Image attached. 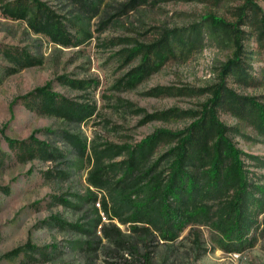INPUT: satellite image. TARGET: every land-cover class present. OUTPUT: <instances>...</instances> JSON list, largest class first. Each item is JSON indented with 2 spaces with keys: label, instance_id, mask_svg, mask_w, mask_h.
<instances>
[{
  "label": "rangeland",
  "instance_id": "1",
  "mask_svg": "<svg viewBox=\"0 0 264 264\" xmlns=\"http://www.w3.org/2000/svg\"><path fill=\"white\" fill-rule=\"evenodd\" d=\"M17 1L26 9L25 19L5 14L4 5ZM34 1L0 0V264H129L126 254L120 258L103 240L58 228L49 218L83 225L99 216L101 224L110 222L126 236L124 225L106 219L101 196L93 204L88 200L95 192L85 181L92 168L91 146H131L156 129L182 131L198 118L203 104L207 107L219 84L264 106V41L258 21L264 25V0H251L260 13L242 25L237 20L246 0H155L124 13L121 5L127 0H103L95 13L75 0ZM42 14L57 22L66 44L33 29ZM208 14L242 31L239 57L251 83L230 75L221 83L222 65L232 57V39L229 32L201 22ZM162 34L171 37L170 54L135 86L118 84L140 64L139 55L127 58L129 51L149 46ZM46 83L50 92L74 105L93 108L91 116L76 125L44 113L36 99L22 98ZM151 90L163 94L147 95ZM214 111L226 138L250 156L242 157L250 181L264 185V132L253 115L226 106ZM64 133L85 144L82 156L65 142ZM3 137L19 144L10 147ZM30 137L47 144L52 159H43ZM172 145L159 146L154 159ZM162 160H157L159 169L165 166ZM258 219L254 244L239 253L219 250L208 227L189 226L170 247L148 243L151 262L264 264V213ZM26 244L34 249L6 257Z\"/></svg>",
  "mask_w": 264,
  "mask_h": 264
},
{
  "label": "trees",
  "instance_id": "2",
  "mask_svg": "<svg viewBox=\"0 0 264 264\" xmlns=\"http://www.w3.org/2000/svg\"><path fill=\"white\" fill-rule=\"evenodd\" d=\"M75 1L86 11L95 13L103 0ZM153 1L155 0H127L121 5V12ZM34 3L37 4L36 1ZM3 9L6 15L13 18L25 19L27 16L26 9L19 1L8 2ZM241 11L237 20L241 25L260 13L251 0L244 2ZM245 11L249 15H245ZM258 21L259 38L264 41L263 20L259 18ZM201 22L229 32L232 39V57L222 65L221 83L226 75L245 84L251 83L253 78L244 70V62L239 57L242 31L237 24L224 22L210 14L202 16ZM32 27L49 40L66 44L64 33L49 14H42L40 19L34 20ZM170 38L162 34L149 46L138 45L130 50L127 58H131L133 54L139 55L140 64L123 75L117 83L123 87L135 86L152 73L170 54ZM177 41L183 43L180 36ZM68 83L73 88L79 84L72 81ZM48 89L49 83H46L22 98L36 99L39 103L37 107L44 113L73 121L76 125L89 118L94 111L88 105H74ZM159 92L151 90L147 95L163 94ZM221 106L239 114L246 112L253 115L257 129L264 132V106L252 98L236 96L219 84L207 107L203 104L198 118L182 131L156 129L131 146H91L92 168L85 181L95 192H90L88 200L93 204L97 195L101 196V210L106 219H115L120 225H124L128 232L126 236L110 222L101 224L99 216L92 223L83 225L70 224L55 216H51L50 221L58 228H68L86 237L103 240L107 248L120 258L126 254L129 264H152L151 254L147 250L148 243L160 242L170 247L189 226L208 227L215 234V246L225 253H239L251 247L260 224L258 217L264 213V185L250 181L242 159L250 156L235 148L226 138V128L217 121L214 111L215 107ZM0 134L2 135V129ZM3 138L10 147L19 144ZM63 139L72 146L76 155L84 154L85 144L76 136L64 133ZM28 141L36 145L44 155L43 159H52L53 154L47 144L31 137ZM166 142L173 145L158 157L165 163L164 168L159 169V159H154L155 152ZM115 157L122 159L112 162ZM98 226L99 236H96ZM87 245L90 246V243ZM23 249L30 251L34 247L26 244L5 255L16 256Z\"/></svg>",
  "mask_w": 264,
  "mask_h": 264
}]
</instances>
